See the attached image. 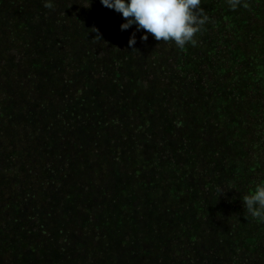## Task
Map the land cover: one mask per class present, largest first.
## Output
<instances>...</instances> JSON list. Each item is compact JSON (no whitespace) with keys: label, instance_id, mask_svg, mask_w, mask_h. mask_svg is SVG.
<instances>
[{"label":"trees","instance_id":"trees-1","mask_svg":"<svg viewBox=\"0 0 264 264\" xmlns=\"http://www.w3.org/2000/svg\"><path fill=\"white\" fill-rule=\"evenodd\" d=\"M199 9L180 48L0 0V264H264V0Z\"/></svg>","mask_w":264,"mask_h":264},{"label":"clouds","instance_id":"clouds-1","mask_svg":"<svg viewBox=\"0 0 264 264\" xmlns=\"http://www.w3.org/2000/svg\"><path fill=\"white\" fill-rule=\"evenodd\" d=\"M100 3L122 14L126 22L120 25L121 31L135 25L136 31L144 32L142 40L151 34L157 41H173L180 48L195 43L193 37L207 19L199 9L200 0H100ZM135 43L133 34L128 45L132 47ZM243 207L252 217L264 220V185L244 197Z\"/></svg>","mask_w":264,"mask_h":264}]
</instances>
